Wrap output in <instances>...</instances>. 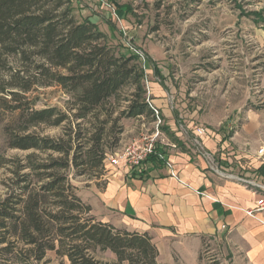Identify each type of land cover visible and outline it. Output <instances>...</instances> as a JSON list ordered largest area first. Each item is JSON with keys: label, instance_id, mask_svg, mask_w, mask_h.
<instances>
[{"label": "trees", "instance_id": "1", "mask_svg": "<svg viewBox=\"0 0 264 264\" xmlns=\"http://www.w3.org/2000/svg\"><path fill=\"white\" fill-rule=\"evenodd\" d=\"M71 6V0H0V111L17 114L4 128L6 146L28 152L0 158L13 176L0 201L1 251L21 244L28 259L54 252L69 264H103L96 255L108 251L116 264H159L147 233L97 220L71 182L106 175L121 119L155 122L135 55L115 51L92 20L75 18ZM38 87H58L68 97L66 110H35L31 95ZM38 125L63 133L53 139L29 132ZM161 131L177 142L168 128Z\"/></svg>", "mask_w": 264, "mask_h": 264}, {"label": "rangeland", "instance_id": "2", "mask_svg": "<svg viewBox=\"0 0 264 264\" xmlns=\"http://www.w3.org/2000/svg\"><path fill=\"white\" fill-rule=\"evenodd\" d=\"M71 1L77 20L91 18L115 51L135 55L144 75L145 99L152 100L153 87L161 88L167 94L170 119L181 126L182 132L178 131L183 136L190 137L202 128L231 139L235 149L237 143L259 147L264 142V0ZM31 97L37 99L35 110H66L68 97L58 87H38ZM158 112L160 139L169 144V136L161 131L166 126ZM16 120L17 114L0 111V158L6 161L28 154L6 146L4 128L13 126ZM155 122L121 119L118 127L122 133L112 154L151 134ZM256 122L258 125H253ZM29 132L57 139L63 130L38 125ZM10 169L9 163L0 167V201L12 184ZM107 177L106 173L96 181H71L80 199L93 204L96 212L102 211L97 198ZM3 246L0 264H69L54 252L35 261L27 258L21 244L9 253L1 251ZM96 258L103 264L117 263L108 251ZM231 258L221 242L203 241L199 255L203 264H228Z\"/></svg>", "mask_w": 264, "mask_h": 264}, {"label": "crops", "instance_id": "3", "mask_svg": "<svg viewBox=\"0 0 264 264\" xmlns=\"http://www.w3.org/2000/svg\"><path fill=\"white\" fill-rule=\"evenodd\" d=\"M151 94L152 105L177 141L159 149L178 180L154 160L141 172L105 163L108 177L97 198L102 211L88 204L92 215L119 229L147 233L159 264H203L204 240L221 242L232 256L228 264H264V211L256 218L246 215L264 199V161L257 157L264 142L259 147L237 143L235 149L231 139L208 131L199 139L204 157L193 143L195 132L183 136L181 126L170 119L167 94L159 87Z\"/></svg>", "mask_w": 264, "mask_h": 264}, {"label": "built area", "instance_id": "4", "mask_svg": "<svg viewBox=\"0 0 264 264\" xmlns=\"http://www.w3.org/2000/svg\"><path fill=\"white\" fill-rule=\"evenodd\" d=\"M149 95L150 93H148V96ZM146 102L149 108L153 111L155 121H157L155 122V130L151 134L142 135L139 139L126 146L120 153L118 152L107 156L105 163L113 167L122 166L129 169L130 171L141 172L145 164L153 158L157 162L162 163L169 170L170 176L172 178L178 180V176L174 172L172 164L165 158L164 154L157 152L160 145H165L163 139H160L161 134L158 131V126L160 124L158 116L159 112L152 105L148 98L146 99ZM194 134V145L204 157H207L208 155L203 151L201 142L199 141L200 137L206 134V131L200 128L197 129ZM257 157L264 161V145H261L257 149ZM263 211L264 199H260L256 202V208L246 211V215L251 218H256V214ZM222 228L224 229V226H222Z\"/></svg>", "mask_w": 264, "mask_h": 264}]
</instances>
